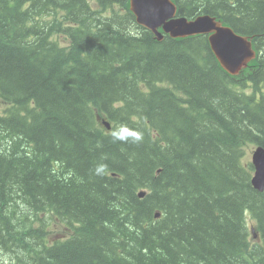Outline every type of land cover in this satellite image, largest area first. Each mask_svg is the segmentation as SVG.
<instances>
[{
    "label": "trees",
    "instance_id": "obj_1",
    "mask_svg": "<svg viewBox=\"0 0 264 264\" xmlns=\"http://www.w3.org/2000/svg\"><path fill=\"white\" fill-rule=\"evenodd\" d=\"M174 1L257 58L231 76L123 1L0 0V264H264V0Z\"/></svg>",
    "mask_w": 264,
    "mask_h": 264
},
{
    "label": "water",
    "instance_id": "obj_2",
    "mask_svg": "<svg viewBox=\"0 0 264 264\" xmlns=\"http://www.w3.org/2000/svg\"><path fill=\"white\" fill-rule=\"evenodd\" d=\"M130 2L137 23L153 32L159 41L163 40L160 28L164 34L173 39L208 35L214 55L230 75H239L256 57L252 38L238 35L232 27L223 25L215 17L201 15L192 20L178 17V7L173 0H130ZM104 124L110 130V124L107 122ZM252 165L255 169L253 186L259 192H264V147L254 150ZM145 195V192H141L139 197ZM160 216L157 214L156 218Z\"/></svg>",
    "mask_w": 264,
    "mask_h": 264
},
{
    "label": "rangeland",
    "instance_id": "obj_3",
    "mask_svg": "<svg viewBox=\"0 0 264 264\" xmlns=\"http://www.w3.org/2000/svg\"><path fill=\"white\" fill-rule=\"evenodd\" d=\"M117 10L120 11V9H118V8H117ZM0 108H1V109L4 108V106H3L1 103H0ZM248 149H250V148H249V146L247 145V146H244V147H243L242 151H243L244 153H246V152L248 151L246 158H248V159L251 160L252 150L250 149V151H249ZM247 221H248V224H249V225L253 224V221H252V219H251L250 217H249V219H248ZM49 229H50L51 234H52V235H50V239H51V240H52V239H56V238H57V239H60V238H62V237H66V236H68V235H66V234H67V230H66V228L64 227L63 224H61V223H59V222L50 221V222H49ZM57 233H64V234H63V235H54V234H57ZM253 241H254V239H253Z\"/></svg>",
    "mask_w": 264,
    "mask_h": 264
},
{
    "label": "clouds",
    "instance_id": "obj_4",
    "mask_svg": "<svg viewBox=\"0 0 264 264\" xmlns=\"http://www.w3.org/2000/svg\"><path fill=\"white\" fill-rule=\"evenodd\" d=\"M123 128H124V126L121 125V126H119V130L114 131L112 133V138H113L114 141H124V140H126L128 138L126 135L122 134ZM105 167H106L105 165L98 166L97 169H96L97 174L102 173L104 171Z\"/></svg>",
    "mask_w": 264,
    "mask_h": 264
},
{
    "label": "flooded vegetation",
    "instance_id": "obj_5",
    "mask_svg": "<svg viewBox=\"0 0 264 264\" xmlns=\"http://www.w3.org/2000/svg\"><path fill=\"white\" fill-rule=\"evenodd\" d=\"M117 1V0H116ZM119 1H123V2H129V0H119Z\"/></svg>",
    "mask_w": 264,
    "mask_h": 264
}]
</instances>
